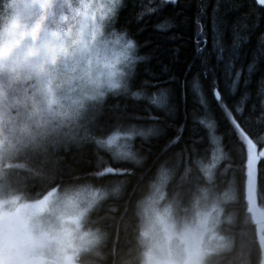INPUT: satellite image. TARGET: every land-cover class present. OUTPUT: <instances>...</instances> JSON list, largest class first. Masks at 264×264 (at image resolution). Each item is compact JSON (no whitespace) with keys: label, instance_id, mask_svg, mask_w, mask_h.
<instances>
[{"label":"clouds","instance_id":"clouds-1","mask_svg":"<svg viewBox=\"0 0 264 264\" xmlns=\"http://www.w3.org/2000/svg\"><path fill=\"white\" fill-rule=\"evenodd\" d=\"M170 2L146 0L137 15ZM127 6L128 0H0V264L107 259L101 249L108 233L92 214L109 198H119L123 182L109 187L76 174L72 180L79 182L60 184L52 176L48 186L31 193L9 176L28 169L18 157L46 154L50 146L93 143L114 161L139 167L146 160L136 141L158 137V124L121 121L103 136L92 132L110 99H146L161 109L168 104L167 89L148 95L134 88L138 67L149 57L136 34L115 26ZM199 122L208 134L207 155L194 156L179 177L167 161L157 166L132 204L133 249L111 264H220L214 258L234 251L229 264H252L248 253L236 250L230 230L237 214L228 206L238 202V187L231 178L223 187L217 183L230 167L229 153L215 121ZM193 166L197 181L191 179ZM254 191V182L246 180L248 219L264 232V206L257 205ZM256 264H264V239Z\"/></svg>","mask_w":264,"mask_h":264},{"label":"trees","instance_id":"trees-1","mask_svg":"<svg viewBox=\"0 0 264 264\" xmlns=\"http://www.w3.org/2000/svg\"><path fill=\"white\" fill-rule=\"evenodd\" d=\"M145 2L146 0H128L127 8L119 15L117 27H127L136 34L143 45L142 53L149 57L138 67L133 81L134 88L142 89L148 95L158 89H167L168 104L161 109L146 99L138 101L123 97L110 99L103 116L92 128L93 134L103 136L121 121L123 123L132 121L142 125L158 124L162 129L158 137L148 142L140 139L136 141L138 151L146 157L143 164L137 167L128 162L114 161L107 152L97 150L93 143L79 149L73 146L67 149L50 146L46 154L37 152L18 157L17 162L27 163L28 169L12 170L10 178L15 186L24 187L31 193L48 186L49 178L52 176H55L56 182L60 184L79 182L72 180L76 174L93 183L109 187L117 182H123V192L119 198H109L92 214L96 224L108 233L105 245L101 249L107 259L97 262V258L91 255L83 257L85 264H111L114 257L124 256L128 254L129 249H133L135 218L132 215V204L141 194L146 181L162 161L176 167L179 177L185 164H190L194 156L207 155L208 134L199 121L201 118L213 120L230 156V160L226 162L230 167L226 174L217 175V183L223 187L231 178L239 190L238 202L228 206L237 214L236 223L230 230L236 239V250L248 253L252 264H256L260 242L255 225L250 222L246 212L244 197L246 149L241 138L251 141L257 149L264 147V125L250 121L237 129L234 135L230 122L208 90L207 81L202 80L200 88L205 104L202 105L199 95L193 93L190 83L201 72L200 57L195 49L197 32L195 19L201 0H177L174 5L168 3L159 7L156 14L145 17L144 22L138 25L135 17ZM156 3H159V0H156ZM204 3L208 8L201 23L204 25L205 38L209 45L207 51H211L214 38L224 47L230 48L233 44V27L236 21L247 15L246 22L250 25V32L237 29L242 37L247 35L248 38L240 42L234 61V67L242 71L247 83L241 80L236 89H229L226 92V96L230 105H235L245 92L248 94L246 98L256 102L264 88V53L260 48V37L264 34V15L253 12L252 0H221L222 7L219 13L223 23L217 22V26L214 27L213 6L217 0H204ZM233 4L237 6L233 7ZM250 13L251 15H248ZM164 22L169 25L167 29L154 27ZM253 24L255 27H251ZM216 63V56L213 54L210 57V66ZM249 64L253 65L251 71L248 68ZM226 85L227 81L222 77V88ZM149 116L154 120H149ZM139 118L143 121L140 122ZM107 166L121 169L122 173L99 177L90 175ZM191 179L192 181L199 179V173L194 166ZM256 199L258 205L264 206V156L256 165ZM235 254L234 251L214 259L219 260L220 264H229V260L233 259Z\"/></svg>","mask_w":264,"mask_h":264},{"label":"snow or ice","instance_id":"snow-or-ice-1","mask_svg":"<svg viewBox=\"0 0 264 264\" xmlns=\"http://www.w3.org/2000/svg\"><path fill=\"white\" fill-rule=\"evenodd\" d=\"M177 0H172L169 4H176ZM253 12H259L264 15V0H252ZM233 7L237 5L233 4ZM222 7L221 0H217V3L213 6L214 14V27L217 26V22L223 23L220 16L219 10ZM208 5L201 0V4L198 9V13L195 19L197 26L196 38H195V49L200 57L201 72L197 74L196 77L190 83V87L193 93L199 95L200 103L205 104V99L203 98V93L200 92L201 81H207V87L210 91L212 97L216 101L217 105L222 109L227 120L230 122L231 130L235 135L237 129L242 128L244 123L252 122L258 125H264V88H262L259 94V99L256 102H252L250 98L247 97V92L241 94V99L235 102V105H230L227 101L226 92L229 89H236L239 86L241 80L246 84L247 80L245 76L242 75V71L234 67V61L236 58L237 49L240 46V42L246 40L247 35L241 36L237 29L241 31L250 32V25L246 22L247 15L241 17L236 21L233 27V44L230 48L224 47L219 40L213 39L211 45V51H207L209 45L205 38L206 33L204 30V25L201 23L203 17L207 13ZM159 10L157 7L154 10H150L146 14L137 15L135 17L136 23L142 24L145 17L156 14ZM248 15H251L248 14ZM169 27L167 22L159 24L160 29H167ZM255 27V25H251ZM139 30V27H137ZM261 40V52L264 53V34L260 37ZM215 54L216 65L210 66V57ZM191 67V65L189 66ZM253 65L249 64V71L252 70ZM222 69V75H221ZM222 77L227 81L226 87L221 86ZM147 81H145V84ZM188 85H186L187 87Z\"/></svg>","mask_w":264,"mask_h":264},{"label":"rangeland","instance_id":"rangeland-1","mask_svg":"<svg viewBox=\"0 0 264 264\" xmlns=\"http://www.w3.org/2000/svg\"><path fill=\"white\" fill-rule=\"evenodd\" d=\"M36 2L43 3V2H45V0H36ZM117 23L118 22L116 21V24H115L116 27H117ZM241 139L245 143V149H246V155H245L246 158H245V164H244V167H245L244 186H245V181L248 179H250L252 182H254L255 191L253 193V198H254L255 202L257 203V199H256V165H257L258 160L262 156H258V149L254 146V144L251 141L244 139V137H242ZM107 167H110V166H107ZM107 167H104L103 169H105ZM110 168L112 169V171L110 173L103 174V175L121 174V172H119L117 169H114L112 167H110ZM102 170H100L99 172H101ZM9 179L11 180L10 176H9ZM247 206L248 205H247V201H246V209H247ZM255 229H256V226H255ZM256 232L258 235L259 242L261 244L262 239H264V232H258L257 229H256Z\"/></svg>","mask_w":264,"mask_h":264},{"label":"bare ground","instance_id":"bare-ground-1","mask_svg":"<svg viewBox=\"0 0 264 264\" xmlns=\"http://www.w3.org/2000/svg\"><path fill=\"white\" fill-rule=\"evenodd\" d=\"M149 120L152 121V120H154V119H153L152 117L149 116ZM139 121L142 122L143 120L139 118ZM110 162H112V161H110ZM113 162H114V161H113ZM117 170H118L119 172L122 173V170H121V169H118V168H117Z\"/></svg>","mask_w":264,"mask_h":264}]
</instances>
